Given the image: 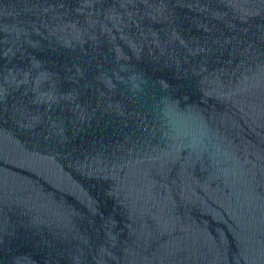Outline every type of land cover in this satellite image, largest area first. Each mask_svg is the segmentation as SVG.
Masks as SVG:
<instances>
[{"label": "water", "instance_id": "1", "mask_svg": "<svg viewBox=\"0 0 264 264\" xmlns=\"http://www.w3.org/2000/svg\"><path fill=\"white\" fill-rule=\"evenodd\" d=\"M0 264H264V0H0Z\"/></svg>", "mask_w": 264, "mask_h": 264}]
</instances>
